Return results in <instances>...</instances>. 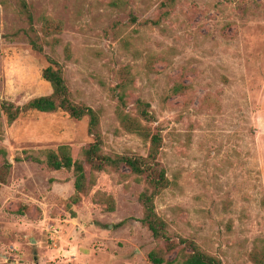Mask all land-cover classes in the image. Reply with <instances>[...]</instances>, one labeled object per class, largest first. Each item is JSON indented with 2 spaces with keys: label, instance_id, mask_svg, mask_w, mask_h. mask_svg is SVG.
Here are the masks:
<instances>
[{
  "label": "rangeland",
  "instance_id": "rangeland-1",
  "mask_svg": "<svg viewBox=\"0 0 264 264\" xmlns=\"http://www.w3.org/2000/svg\"><path fill=\"white\" fill-rule=\"evenodd\" d=\"M165 1L27 0L36 23L64 21L62 43L39 52L22 35L17 0H0V103L50 94L42 76L50 57L75 100L100 112L104 150L146 155L148 142L117 116L120 72L128 69L126 111L149 102L163 136L170 185L157 212L176 240L194 238L224 264H254L249 252L264 241V0ZM176 84L191 88L173 93ZM88 123L62 111L0 118V147L13 164L0 190V264H152L157 241L141 222L144 184L127 167L97 173L69 209L72 170L15 160L61 144L81 158L93 140ZM100 193L114 198L113 211Z\"/></svg>",
  "mask_w": 264,
  "mask_h": 264
},
{
  "label": "trees",
  "instance_id": "trees-1",
  "mask_svg": "<svg viewBox=\"0 0 264 264\" xmlns=\"http://www.w3.org/2000/svg\"><path fill=\"white\" fill-rule=\"evenodd\" d=\"M19 12L25 18L27 26L22 29V35L32 48L44 52L46 46L55 47L62 43L60 34L64 29V21L52 16H43L40 24L36 23L31 5L27 0H17ZM175 0L163 2V7L172 8ZM164 16L169 15L168 9L162 11ZM159 24V19L154 20ZM64 53L67 59L72 58L69 43L64 44ZM51 64L43 69L42 76L52 86L50 94L31 98L22 105L10 101L0 103V118L5 116L8 123H13L21 115L30 112L62 111L75 119L88 118V131L92 141L82 150V157L75 159L71 146L61 144L56 149L46 148L35 151L25 150V156L17 155L15 160L22 162L30 160L41 163L50 170H72L74 173V193L69 197L68 208L79 204L83 197L88 195L96 184L97 173L118 171L125 166L129 169L144 188L139 195L143 208L141 222L152 233L157 246L148 253V260L152 264H224L222 259L206 251L194 238L172 235L169 222L157 212L156 199L170 185L167 171L160 161L163 147V136L158 126L149 102L138 99L135 103V113L126 111V94L133 82L132 74L121 70V81L118 85L122 90L119 94L117 116L121 128L133 133L148 142L149 149L146 155L128 153H107L104 150V139L100 131L101 115L98 110L75 100L73 92L65 77L63 68L50 58ZM191 88L190 84H176L173 93H180ZM12 162L8 158L6 148L0 147V190L7 184ZM98 201L106 203L110 211L115 209L114 198L106 193L98 195ZM75 215V212H71ZM249 259L254 264H264V241L256 242L249 252Z\"/></svg>",
  "mask_w": 264,
  "mask_h": 264
}]
</instances>
